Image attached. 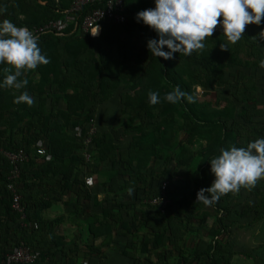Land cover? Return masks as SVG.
Listing matches in <instances>:
<instances>
[{
    "label": "trees",
    "instance_id": "1",
    "mask_svg": "<svg viewBox=\"0 0 264 264\" xmlns=\"http://www.w3.org/2000/svg\"><path fill=\"white\" fill-rule=\"evenodd\" d=\"M41 1L44 3L37 0H0V9H3L0 12L2 14L0 18L6 17L18 27L31 28L47 20L58 18L60 16L58 11L69 4L63 7L65 3L55 5L53 0ZM148 1L122 0L127 22L124 24L102 23L99 37L104 33L103 35L107 39L106 44L110 47L118 44L116 48L119 52L115 54V57L100 49L97 38H92L87 43L84 42V48L87 47V49L83 48L84 52L90 50L89 47L92 48L93 54L90 52L88 57L94 59L95 67L86 65L87 68L81 69L77 66L80 63L74 59L73 65L75 66H72L71 69L67 68V65H63V62L59 60V49L57 48L59 37L52 33L38 37L40 41L42 36H47V41L41 45L38 44V47L49 61L50 71L53 75L51 88L46 91V94L51 98L49 103L51 109L47 113L40 104H37L29 112V106L26 103L25 109L21 102L16 103L18 107L15 110H11V100L9 102L2 101V103L0 100V209L3 216L0 218V247L4 252L2 256L20 241L36 248L40 247L38 242L39 238H43L42 229H46V236H49L53 246L61 247L57 239L51 236V232H53L51 228L59 224L64 217L60 215L52 219H45L42 217L41 211L59 201L62 194L73 190L74 187L77 190L75 192L77 207L81 201L92 202L96 192L93 189L95 173L105 175V179L100 182L103 189L115 190L116 188L119 190L120 188L123 190V185H126L128 188H134L137 194V191H140V189H136L138 183L149 187L144 191L142 188L141 195H136L134 192L131 205L133 207L139 202L142 204L139 214L141 220L145 219V224H162L159 230L151 225V237L145 238L141 244V251L144 254L149 252L148 246L157 249L162 247L166 241L172 244L175 242V231H172L173 228H171L168 233L169 229L167 228L174 224L171 223V220L174 219L175 214L179 215L180 213L185 216L179 208L174 209L172 203L179 205L181 210L188 205L187 199L183 197L185 194L178 197L174 179L177 177L178 167L187 165L193 155L187 147L180 143L178 135L185 134L187 141L195 135L206 137L208 143L205 148H207V163H209L208 160L220 153L217 150L219 146H224L225 141L229 140L228 144H236L238 147L239 143L229 138V136L233 137V121L236 117L247 120L246 113L254 111L255 104L259 102L263 110L261 109L262 117L258 121L259 129L256 134L260 135V138L264 137V69H262V73L261 70L256 71L255 69L253 84H248L243 80L239 84L232 85L231 87L234 88L231 89H225V86L223 91L215 89V91L217 90L216 94L225 95V108L222 110L208 108L203 101L197 100L195 87L208 92L212 90L214 84L228 82L227 72L230 62L235 60L234 53L229 55L230 52H226V48L220 49L216 44L220 38H217L216 32L213 31L210 37L204 39L203 49L194 51L187 57L183 54L173 53L171 59L165 60L158 57L157 61L152 62L155 57L150 51L148 52L146 41L149 38L156 39V33L135 19V14L140 10L137 9L139 5L149 4L146 6L149 8L154 6L153 0ZM138 2L141 3L136 5ZM129 5L135 6V8H131ZM60 39L65 38L60 37ZM248 40L250 42L249 50L253 49L261 56L259 51L263 47L245 36L244 43H248ZM262 44L264 45V42ZM121 48L122 51L128 50L130 53L126 52L125 55H122ZM164 50H167L166 47ZM110 52H112L111 49ZM245 64H249V62L245 60ZM42 67V64L37 67L40 73L44 71ZM222 69L224 71L226 69V73H224L226 80L221 81L217 77ZM13 71L14 69L10 65L0 63V80ZM246 75L249 76V73ZM135 87L137 88L136 92L132 97H129L131 96L128 94L129 91ZM176 87L193 97L192 102L183 98L175 104L164 102L163 94ZM0 91L3 94L10 93L7 90L2 91L1 87ZM149 91L157 92L161 97L159 103L153 105L148 103L147 93ZM237 107H239L238 112L235 111ZM113 108H118L120 113L126 114L122 121L123 128H115L109 119L103 126H98L99 128L92 136L91 144L87 148L92 153L91 162L84 164L83 158L79 154L81 144L75 140L72 134L73 128L77 125L81 126L84 133L91 118H96V112L100 115L102 111ZM58 118L62 119L60 124L57 123ZM22 122L26 128H29L34 122L39 123L41 132H25L17 140L15 138L19 129L17 124ZM95 122V125H98L96 119ZM6 123H9L7 127L2 128ZM48 127L51 128L50 131L47 130ZM133 132H136V135L130 139L126 137L127 140L129 139L128 142H121L119 139V136H126ZM220 135H222L221 141ZM254 137H256L255 134ZM37 138L42 140L45 151L51 154L50 160L44 161L35 153L34 143ZM244 142L247 145L251 141L243 136L241 143ZM18 148L24 150L27 159L18 165L19 176L15 181V191L20 195V204L24 205L25 218L23 221L25 223L37 222L36 229L21 224L19 214L11 207L13 192L7 188V182H9L7 176L11 165L2 151ZM156 161L163 163L161 170L151 168V165ZM202 162L200 160L198 164L201 165ZM150 163L151 165H149ZM87 174L94 178L91 186H87L84 182V177ZM194 174H197L200 179L202 178L201 183L194 178V189L191 194L195 199L194 192L205 188L206 181L203 180L201 172H194ZM50 177H55V179L52 180ZM117 179L123 181L122 186L115 187ZM164 180L168 181V198L165 211L161 212L151 206L147 200L158 193V188ZM80 192L84 194H80ZM260 196L257 215L264 219V192ZM92 204L102 205L100 201L96 202V200H93ZM213 204L217 212L222 211L220 204L217 202ZM100 209V215L97 213L87 214L83 210H78L85 217L84 219L91 230L92 224H100V226L106 224L107 217L111 213L110 206ZM148 213L150 216L146 220L145 216ZM187 218H184L183 224H186ZM225 218L226 215L222 212L216 218V224H212V228L209 230L210 238L206 241L199 239L192 247L191 256L196 259L197 264H230V256L240 253L235 245H231L228 240L226 242L228 238L224 236L227 234L226 226L221 224ZM202 219H204L203 216ZM94 235L96 234L94 233ZM37 236L40 237L36 240ZM47 250L40 247L39 260L51 257ZM146 260V264H155L147 258ZM38 261L34 264H38Z\"/></svg>",
    "mask_w": 264,
    "mask_h": 264
},
{
    "label": "crops",
    "instance_id": "2",
    "mask_svg": "<svg viewBox=\"0 0 264 264\" xmlns=\"http://www.w3.org/2000/svg\"><path fill=\"white\" fill-rule=\"evenodd\" d=\"M37 1L44 3L41 0ZM69 1L70 0H53L55 5L65 3L63 7L68 4ZM1 16L2 14L0 13V17ZM2 19H6V17L0 18V20ZM55 36L67 39V46L65 45L63 49L58 50V54L59 60L63 62V65H67V68L70 69L72 66H75L73 65L74 59H76L77 62L83 59L87 60L86 57H88L92 48L89 47L90 50L84 52V42L87 43L88 40L99 37L98 35H84L77 31H66L63 35ZM74 38L77 40H73ZM37 41V43L41 45V43L43 44L47 41V36H42L40 41ZM76 42L79 47L72 45V43L76 44ZM85 48L87 49V47ZM92 60L94 62L93 58ZM42 66V70H44L42 73L37 70L38 65L35 69L28 70L27 72L22 71V75L17 77V80L23 79L26 80L27 83L20 89L8 86L1 87L2 91L7 90L10 92L9 94H7L8 92L3 94L0 91L1 103L2 101L9 102L11 100L12 104L10 105V108L11 110H15L18 107V104L13 102L14 97L21 92L26 91L33 99L32 105L29 106V112L30 110H33L37 104H40L41 108L47 113L49 109H51L49 107L51 98L46 94V91L51 88L53 75L50 71L51 65L49 61L46 64H42ZM77 66L81 69L83 68L80 64H77ZM91 67H95V64L91 63ZM46 69L48 70L47 73ZM2 81L3 80H0V82ZM41 103L44 104L42 105ZM23 106L25 109V103H23ZM224 108L219 107L211 109L222 110ZM262 108V105L258 102L255 104L254 111L251 110L246 113V116L248 117L247 120L242 117H236L234 119L232 131V136L234 138L231 136H229V138L234 139L236 143H239L238 147H246L247 141L241 143L243 136L247 137L251 142L260 138V135L258 136L256 133L259 129L258 121H260L262 117ZM107 111L115 112V110L112 109H107L105 112ZM235 111L238 112L239 107H237ZM97 115H99L98 112L95 113V117ZM57 121V123L60 124L62 119L58 118ZM24 122L17 124L19 128L18 132L15 134L17 140H19L25 132H41L39 123L34 122L29 128H26L24 127ZM8 124L9 123H6V125L4 124L5 126L3 125L2 128H6ZM244 124H246V126H244ZM101 126H103V124ZM50 129L51 128L49 127L47 128L49 131ZM224 131L225 130L223 129V132ZM254 134L256 137H254ZM221 139L222 135H220V141ZM178 140L183 146L187 147L193 155L190 157L187 165H180V167H178L176 173L178 178L176 179L178 197L185 194L183 197L187 199L188 205L184 208L185 216L180 217L178 214H175L174 219L171 220L174 224L167 228L169 229L168 231L166 230L168 233H170L171 228H173L172 231H175L174 243L170 244L166 241L162 247L157 249L148 246L147 248L149 252L144 254L141 251L143 240L151 237L152 226L159 230L161 229L162 224H145V219L141 220L139 210L142 208V204L139 202L138 204L133 205V207L131 206L133 204L134 188H131V195L128 194L127 190L129 188L128 186L126 187V185H123V190H120V188L119 190H116V188L115 190L103 189L100 182L105 179V175H98L95 173V185L93 189L96 192L94 191V200H96V202L100 201L102 205H93L92 200V202L81 201L77 207L75 203L77 199L75 192H77V190L74 187L73 190H69L67 193L62 194L59 201L52 203L50 207L41 211V215L45 219H52L60 215L64 218L59 224H56L51 228L53 230L51 236L54 239H57L61 247L53 246L49 236H46V229H42L43 238H39L38 243L43 250L48 249L47 251L50 253L51 257L40 259L38 264H146V258L155 264H191L195 259L187 257L186 252L191 255L192 247L199 239L206 241L210 238L211 235L209 234V230L212 228V224H216L215 220L222 212L226 215V218L221 222V224H225L226 226L227 234L224 235L225 238L228 237L226 242L228 240V242H230L231 245H235L240 252L230 256V264H233L232 261H238L239 259L241 260H239L238 264L242 262H245L246 264L247 262L249 263V261L251 264H264V256L262 255L261 257L260 254H257L259 249L264 246V219L259 218L257 215L259 212L257 207L261 197L260 195L264 192L259 191V189H264V177L259 180L258 187L254 186L250 189L241 187L239 191L235 193L229 192L220 196L215 202L221 205L222 211L220 210V212H217L213 203L210 205H204L200 201H195L193 197L194 195L191 194L194 189V178H196L199 183L202 182V178L200 179L197 174H194V172H201L203 180L206 181L205 188L210 185L214 178L209 170L210 164L207 163V148H205V146L208 143V139L206 137L203 138L202 136L195 135L187 141L186 135L180 133L178 135ZM228 143H230L229 140L228 142L225 141L223 143L224 146L227 144L225 148L221 145L217 151L220 152L222 148L227 149L230 146L236 147V144L232 145ZM216 154L218 153L216 152ZM200 160L203 161L201 165L198 164ZM158 163L159 162L156 161L152 165L151 163L149 165H151V168L161 170L163 166H157ZM50 178H52V180L55 179V177ZM116 183L117 185L115 187L122 186L121 184H123V181L117 179ZM142 188L143 191L144 189H149V187L147 188L144 184L138 183L136 189H140V191H137V194L135 192V194L141 195ZM197 191H195L194 194H196ZM80 194L84 193L80 192ZM86 205L88 208H85ZM172 205L174 209L177 208V204L172 203ZM105 206L111 207V213H109L107 217L106 224L103 226H100V224H92L91 230L84 219L85 217L82 216L79 211L83 210V212H86L87 214L97 213L100 215V208ZM190 209L195 212V216L193 214L194 224L189 223L190 214L188 215V212ZM149 216V213L145 216L146 220ZM202 216L204 219L201 220ZM185 217H188L187 222L186 224H183L185 222ZM0 218H3L1 215V209ZM94 233L96 235H94ZM38 237L40 236H37L36 240ZM40 247L38 248L40 249ZM255 250H257V253L254 252ZM3 253V249L0 247V264H3Z\"/></svg>",
    "mask_w": 264,
    "mask_h": 264
},
{
    "label": "clouds",
    "instance_id": "3",
    "mask_svg": "<svg viewBox=\"0 0 264 264\" xmlns=\"http://www.w3.org/2000/svg\"><path fill=\"white\" fill-rule=\"evenodd\" d=\"M153 5L139 10L135 19L156 33V39L149 38L146 41L148 52L155 58L165 60L171 59L173 53L187 57L194 51L203 49L204 39L212 35L217 25L226 41L235 44L243 35L245 25H260L264 15V0H153ZM98 29L99 26L96 25L90 34L99 36L101 28L99 32ZM258 35L264 39V28ZM37 40L38 37L26 27H18L8 19L0 20V63L14 69L0 82V87L20 89L27 83L23 79L17 80L22 71L27 72L48 62L41 53ZM165 47L167 50H164ZM219 47L227 48L223 42ZM258 67L264 69V58L258 61ZM147 98L150 105L159 103L161 99L155 91H149ZM182 98L188 102L193 100V97L178 87L162 96L164 102L172 104L180 102ZM13 102L31 106L33 99L25 91L15 96ZM90 121L95 125V118ZM208 162L214 178L209 186L199 189L195 195V201L204 205L214 203L229 192L235 193L241 187L250 189L264 177V137L249 142L246 147L222 148L219 155ZM127 191L129 195L132 194L131 188Z\"/></svg>",
    "mask_w": 264,
    "mask_h": 264
},
{
    "label": "built area",
    "instance_id": "4",
    "mask_svg": "<svg viewBox=\"0 0 264 264\" xmlns=\"http://www.w3.org/2000/svg\"><path fill=\"white\" fill-rule=\"evenodd\" d=\"M127 20L122 0H70L68 6L60 10L58 18L26 28L36 37L46 33L63 35L66 31H77L84 35L93 36L90 32L96 25L100 29L103 22L124 24ZM94 132L95 127L92 121L88 123L84 133L81 126L77 125L73 128L75 140L81 144L79 153L83 158L84 164L91 162L92 153L87 148L91 144ZM34 149L35 153L44 160L51 158V155L45 151V145H43L41 139L35 140ZM2 153L11 165L7 176V181H9L7 182V188L13 192L11 199L12 210L19 214L21 224L36 229L38 227L37 222L29 221L25 223L23 221L25 218L24 205L20 204V195L15 191V181L19 176L18 165L27 159V154L21 148L9 151L3 150ZM84 182L87 186H91L94 182L93 176L87 174ZM167 184L168 181L164 180L158 188V193L147 200L151 206L156 207L161 212L165 211L167 204ZM39 257L40 249L20 241L4 254L2 260L3 264H34L39 260Z\"/></svg>",
    "mask_w": 264,
    "mask_h": 264
},
{
    "label": "rangeland",
    "instance_id": "5",
    "mask_svg": "<svg viewBox=\"0 0 264 264\" xmlns=\"http://www.w3.org/2000/svg\"><path fill=\"white\" fill-rule=\"evenodd\" d=\"M144 2H149V1L148 0H144ZM140 3L141 2H138L136 5H138ZM129 6L131 8H133V7L135 8V6H133V7H132V5H129ZM146 6H149V4L146 5ZM146 6L139 5L138 8L137 7L136 8L140 9V10L149 8V7H146ZM262 28H264V15H262V19H261L260 25H255V24H251V23L245 25L243 35L240 37V39L235 44L228 43L226 41V38L223 35V33L221 32V29H220L219 25H217L214 28L213 31L216 32V35L218 36L217 38H220V39H218L216 44L219 46V44L221 42L225 43L226 47H227L226 48V52H230L229 55H231V53L232 54L234 53L235 60L233 62H230V66H229V69H228V72H227L228 73L227 74L228 75V77H227L228 82H225L224 84L221 83V84H218V85L214 84V86L212 87V90L208 91V92H204L201 88H199L197 86L195 87L196 91H197V100L198 101H203L208 108H212V109L219 108V107L220 108L221 107L224 108V103H225V99H226V98L224 99L225 95L219 94V93L216 94L215 92H217V90L218 91L219 90L223 91V87L224 86L226 87L225 89L234 88V87H231V86L239 84L243 80H245V82H247L248 84H253L254 83L255 76H253V75L256 74V71L261 70V73L263 72V70L258 67V61L261 58H264V45L262 44V42H264V39H261L259 37V35H258ZM103 34H101V36L99 38H97V44L100 46V49L105 50L106 52H108V54H110V56H112V57L114 56L115 57V54L119 52L117 50V48H116L118 44L114 45V46H111V47L108 46L106 44V42H107L106 36L103 35ZM245 36L248 37L251 41L257 42L258 44H260L263 47V48L261 47L262 49L259 51L261 56L258 54V52H255V50H253V49L249 50V48H248L249 46L248 45H250V42L248 40V43H244V37ZM74 43H72L73 46L79 47L77 42H76V44H74ZM66 44H67V39L66 38L65 39H60L59 38L58 47L57 48L59 50L63 49ZM110 49H111L112 52H110ZM126 52H129V51L128 50L122 51V48H121V54L123 53L122 55H125ZM86 58H87V60H84L82 58L83 60H80L78 62L80 63L81 66L87 68L86 65H91V63H94V62H93L92 58L91 59H89V57H86ZM158 59L159 58L156 57V58L152 59V62H155ZM245 60H247L249 62V64H245ZM255 69H256V71H255ZM225 71H226V69H225ZM225 71H224V69L220 70V72L218 73V77H217V78H219V80H221V81L222 80H226V79H224V73H226ZM248 73H249V76L246 75ZM136 89L137 88L135 87V88H132L131 91H129L128 94L131 95L129 97H132V95L136 92ZM215 89H217V90L215 91ZM104 105H105V103H104ZM99 108L101 109L102 107H99ZM115 109L114 108L112 109V110H115V112H109V111L105 112V110H104V111H102L101 115H97L96 116L95 119L97 120V122L99 121V123H98V125H94L95 126V130H97V128H99L98 126H101L102 124L104 125V123L106 122L107 119L110 120V122L112 123V125L115 128H123L122 127V124H123L122 121L124 120V117H125L126 114L120 113L118 108H115ZM95 124H96V122H95ZM133 135H136V132H133L131 134L128 133V135H126V136H122L121 135V136H119V139L121 140V142L122 141L123 142H128L129 139ZM126 137H129V139L127 140ZM149 138H151V136ZM162 164H163L162 162H159L157 164V166L162 167ZM176 179H178V178L176 177L174 180H176ZM175 186H177V185H175ZM258 186H259V182L255 185V187H258ZM259 191H264V190L259 189ZM85 208H88V206L86 205ZM177 208H179L181 213H185V210L183 208L181 210L179 205H177ZM119 213H120V211H119ZM194 213L195 212L192 209H190V211L188 212V215L190 214L189 215L190 216L189 217L190 218L189 223H191V224H194V222H193V219H194L193 218V214ZM179 216L183 217V214L179 213ZM194 216H195V214H194ZM254 252L257 253V250H255ZM257 254H260L261 257H262V255L264 256V246L259 249ZM189 255L190 254H188L186 252V256L187 257L193 258V256H191V255L189 256ZM195 260H193L192 262L190 261L191 264H197V261H195ZM239 260H241V259H239ZM239 260L238 261L234 260L232 262H233V264H238ZM119 264H121V263H119ZM240 264H245V262H242ZM246 264H251V262L249 261V263L247 262Z\"/></svg>",
    "mask_w": 264,
    "mask_h": 264
},
{
    "label": "bare ground",
    "instance_id": "6",
    "mask_svg": "<svg viewBox=\"0 0 264 264\" xmlns=\"http://www.w3.org/2000/svg\"><path fill=\"white\" fill-rule=\"evenodd\" d=\"M95 27H96V26H95ZM95 27L93 28V30L95 29ZM93 30H92V31H93ZM98 32H99V29H98Z\"/></svg>",
    "mask_w": 264,
    "mask_h": 264
}]
</instances>
